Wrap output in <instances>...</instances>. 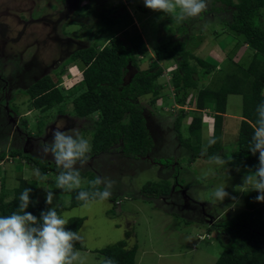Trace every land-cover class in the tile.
I'll list each match as a JSON object with an SVG mask.
<instances>
[{
	"label": "rangeland",
	"instance_id": "374dc122",
	"mask_svg": "<svg viewBox=\"0 0 264 264\" xmlns=\"http://www.w3.org/2000/svg\"><path fill=\"white\" fill-rule=\"evenodd\" d=\"M67 1L0 0V22L8 27L7 37L15 36V31L27 20L36 19L26 26L18 42H8L0 36V154L18 150L22 155L55 164L51 155L45 156L40 148L51 140L52 130L57 127L69 131V134L71 129L79 128L92 146L99 112L85 118L73 114L72 99L85 90V84L82 80L84 65L78 59L70 61V55L77 49L101 47L100 36L96 33L98 12L108 11L115 17L116 12L119 14L127 9L132 15L136 29L149 47L138 56V69L156 63L154 46L172 38H185L186 49L213 66L210 75L199 82L198 89L214 87L219 78L236 65L247 67L254 53L252 48L244 45L243 37L234 36L225 24L233 9L212 0H207V9L200 17L184 21L148 9L143 0H69L68 6ZM44 15L47 20L36 22ZM261 17L264 20L262 10ZM129 31L132 32L131 27ZM121 38L125 45L129 44L122 35ZM217 58H221L219 62ZM159 64L163 70L156 80L159 85L157 96L146 94L137 99L144 107L146 129L153 142L151 151L146 157L130 158L121 152L120 141L108 151L89 153L88 162L81 171L89 172L95 178L114 181L112 195L104 202L88 207H83L82 203L61 212L67 220L83 218L77 232L83 237L81 244L85 250L79 251L82 256L93 260V264H97L94 256L102 259L96 250L119 240H125L127 247L137 244L136 264H213L222 250L216 231L209 234L199 215L180 207L186 201L190 206L194 202L205 205L214 202L210 214L215 216V212L224 210L221 220L229 219L233 214L227 210L232 200L230 197L239 192L236 187L242 184V178L249 170L239 168L228 174L225 163L217 166L209 160L203 149L212 140L213 103L205 105L197 90H192L185 102L178 104L171 82L175 61ZM66 65L69 67L65 68ZM136 70L129 68L124 76L125 83ZM44 75L52 77L64 100L42 111L32 106L31 98L24 90ZM234 104L230 109L237 108ZM179 115L181 137L190 141L194 140L189 131L192 118L200 119V151L194 160H191L193 155L189 149L180 146L177 140L173 122ZM222 124L220 143L223 152H227L236 143L238 122L225 119ZM166 160L171 161L170 165L163 163ZM209 170L210 174L205 176ZM22 175L29 180V186L40 191L43 189L41 193H45L48 187L56 188L58 174L48 172L45 174L48 179L40 181L36 170L25 161L8 158L0 162V194L3 192L5 199L11 196L13 186L18 185L17 178ZM86 183L87 177L82 179L81 187ZM159 185L164 189L161 194L157 192ZM219 186L225 187L230 194L223 203L215 201L212 196L213 190ZM98 187L103 190L104 185ZM183 190L190 201L182 194ZM252 192L249 191L250 197ZM57 195H64L66 203L54 197L51 206H68L70 195ZM259 206L264 210V203L259 202ZM242 210L244 205L239 211L236 209L237 212ZM131 229L134 237L126 238L125 232ZM224 231L225 228L219 230V237L223 240L226 239Z\"/></svg>",
	"mask_w": 264,
	"mask_h": 264
},
{
	"label": "trees",
	"instance_id": "16d2710c",
	"mask_svg": "<svg viewBox=\"0 0 264 264\" xmlns=\"http://www.w3.org/2000/svg\"><path fill=\"white\" fill-rule=\"evenodd\" d=\"M212 1L233 9L230 20L225 24L234 36H242L243 43L252 48L254 53L247 68L236 65L233 70L225 72L214 87L206 86L201 89H198L199 82L210 75L213 66L187 50L185 38H172L154 46L153 54L156 63L146 69H138V56L144 54L147 47L136 29L132 15L127 9L119 14L116 12L115 17L108 11L97 13L99 21L96 33L98 36L106 35L108 43L99 50L95 46L77 49L70 56V61L78 59L84 65L82 80L85 84V90L72 99L73 114L78 117H87L94 112H99V119L96 121L93 132L91 155L108 151L120 141L122 142L121 152L127 157L139 158L149 154L153 142L146 129L144 107L137 102V99L146 94H151L154 98L157 96L159 85L156 80L163 70L159 62L174 60L171 82L176 102L182 105L189 92L197 90L199 98H203L208 104L213 103L212 140L214 143L207 147V155L209 157L218 155L231 167L255 170L259 154L253 155L249 148L253 125L257 118L256 108L264 101V20L261 17L264 0ZM129 27L132 28L131 33ZM121 35L129 44H124ZM130 67L137 70L125 83L124 76ZM24 93L31 98L32 106L42 111L64 100L56 82L49 75H44L30 84ZM228 94L241 96L242 118L236 143L230 147V150L223 152L220 143L221 128ZM180 120L181 115L177 116L173 122L177 140L180 146L189 149L193 155L191 160H194L200 151V119L192 118L189 125L193 141L181 137ZM8 158L25 161L29 167L39 170L41 175L59 172L56 164L44 162L26 154L22 155L18 150H9L7 154H0V162ZM163 163L170 165L171 161L166 160ZM86 177L87 183L81 189L92 190L89 182L95 179V176L81 171V179ZM16 181L18 185L13 186L9 198L5 199L3 192L0 194V215H9L18 208L19 196L26 188L31 189V203L26 211L39 218L41 211L52 207L46 204V200L38 199L36 187L29 186L27 178L20 176ZM49 190L62 194L57 188ZM79 190L63 192L70 195V201L68 206L58 204V212L61 213L83 203L76 199ZM163 191L164 189L159 185L158 194ZM236 195L242 197L244 210L232 214L226 220L213 217L210 223L201 222L206 224L209 234L212 230L216 231L218 236L216 239L222 247L213 264H264V210L255 200L258 193L253 191L252 197L249 192H237ZM68 221L67 228L77 231L83 218L72 217ZM224 228L225 240L219 237V230L222 231ZM132 233V229L125 232L126 238L134 237ZM75 247L77 250H85L80 242H77ZM96 251L102 255V260L97 264H104L105 259H111L114 264H136L137 244L127 247L125 240H119L115 244Z\"/></svg>",
	"mask_w": 264,
	"mask_h": 264
},
{
	"label": "clouds",
	"instance_id": "9594fccd",
	"mask_svg": "<svg viewBox=\"0 0 264 264\" xmlns=\"http://www.w3.org/2000/svg\"><path fill=\"white\" fill-rule=\"evenodd\" d=\"M143 3L152 11L162 12L179 21L200 17L208 6L207 0H143ZM256 116L249 151L253 155L259 154L258 164L254 171L249 169L243 176L242 184L236 187V191H255L258 193L255 200L264 203V101L257 105ZM70 133L59 127L54 128L51 140L40 148L45 156L51 155L59 170L55 178L56 188L62 193L80 189L76 199L83 202V207L108 200L114 181L97 177L89 182L92 190L81 189V169L88 162L91 145L81 135L79 128L71 129ZM213 143L214 140L210 139L207 147ZM207 147L203 149L204 153ZM209 160L217 166L225 163L218 155L209 157ZM36 177L40 181L48 179L39 170ZM102 184L103 190L98 187ZM225 189L223 186L216 187L212 193L213 199L223 203L230 196ZM30 192V188L24 189L19 196L18 208L9 215H0V264H84L81 252L75 247L77 242H83V237L67 228L69 221L58 212V206L41 211L39 218L26 211L31 203ZM230 198L234 202L237 200L235 196ZM53 200V191L47 190L46 204L53 205ZM104 264L114 262L105 259Z\"/></svg>",
	"mask_w": 264,
	"mask_h": 264
},
{
	"label": "crops",
	"instance_id": "0c3cea01",
	"mask_svg": "<svg viewBox=\"0 0 264 264\" xmlns=\"http://www.w3.org/2000/svg\"><path fill=\"white\" fill-rule=\"evenodd\" d=\"M31 1H39V0H31ZM42 1V0H41ZM264 9V8H263ZM262 9V16H264V10ZM45 16V15H44ZM43 16V17H44ZM34 21H32L31 22V24L33 23ZM29 25V24H28ZM105 35H101L100 37H99V41L100 42H102V45H101V47H97V49L99 50V49H101L103 46H105L107 43H108V39H107V37L105 36ZM23 37V36H22ZM102 38H104V40H102ZM20 40V39H19ZM18 40V41H19ZM102 40V41H101ZM18 41H16V42H18ZM100 42H97V44H99L100 45ZM146 44V43H145ZM244 45H246V44H244ZM146 47L147 48H149L148 47V44H146ZM241 47V46H240ZM237 52V51H236ZM209 56H212V55H210L209 54ZM219 57V56H218ZM155 59V58H154ZM221 58H217V61L219 62V60H220ZM241 66V65H240ZM66 67H69V65H66L65 66V68ZM242 67V66H241ZM243 68H247V67H243ZM204 101V100H203ZM205 103V105H208V103H206V102H204ZM233 103H235L234 104V106L235 107H237L235 110H232V109H230L231 108V106L233 105ZM210 104V103H209ZM232 111H234V112H232ZM213 113H214V111H212ZM82 118H85V117H82ZM229 119L230 121H233V120H235L236 122H238V128H239V123H240V120H241V96L239 95V94H228L227 95V98H226V106H225V112L223 113V117H222V121L223 120H225V119ZM229 123V122H228ZM222 126H223V124H222ZM236 128V127H235ZM222 129H224V128H221V136H222ZM228 130V129H227ZM226 133H227V131H226ZM237 133H238V130H237ZM236 133V134H237ZM224 136V135H223ZM237 141V135H236V140L234 141V142H236ZM12 159V158H11ZM4 161L2 160L1 161V163H3ZM226 164V163H225ZM227 165V168L228 167H230L228 164H226ZM226 168V170H228L229 172H228V174H232V172L234 173L235 171L234 170H236V171H238V169L239 168H241V167H230L229 169H227ZM246 169H250V168H246ZM251 170H253V169H251ZM254 171V170H253ZM31 173H33V172H31ZM22 177L23 178H26L24 175H22ZM47 190H49V187H48V189ZM41 192H43V189H42V191H40V190H37V193H38V199L39 200H46V192L45 193H41ZM184 192V193H183ZM40 193H41V198H40ZM182 193L185 195L186 193H185V190H183L182 191ZM43 194V195H42ZM60 196V195H59ZM56 193H54V197L55 198H59V200H60V202L61 203H66V199L63 197L62 199H60V197H59ZM61 196H64V195H61ZM235 197H237V200L234 202L233 200H230L229 201V205H228V207H227V210H229V211H231V212H233V214H235V213H237V211H236V209H238V211H239V209H241L242 208V205H244V202L242 201V199H241V197H240V195H235ZM189 198V197H188ZM190 199V198H189ZM63 200V201H62ZM202 203V202H201ZM212 203H214V202H212ZM212 203H207L208 205H205V203H204V205H205V207H206V212H208V213H211L212 211H211V206H212ZM68 204H69V202H68ZM209 204H210V207H209ZM61 206H66V205H61ZM177 207L179 208V205H177ZM181 209H182V207H180ZM244 209H245V207H244ZM210 210V211H209ZM236 211V212H235ZM224 212V210H221L220 212H215V216L213 215V214H211L214 218L216 217V218H221L222 217V215H221V213H223ZM166 213V212H165ZM169 215H172V213L171 214H169ZM175 216H178V215H175ZM200 221L201 222H203V223H206V221L203 219H201L200 218ZM208 223V222H207ZM83 258H84V261H89V264H93V260H91L90 258L88 259V257L86 256V255H84V256H82ZM95 258H94V260H96V262L97 263H99L102 259L100 258L99 259V256H94ZM95 262V261H94Z\"/></svg>",
	"mask_w": 264,
	"mask_h": 264
},
{
	"label": "flooded vegetation",
	"instance_id": "af4514ba",
	"mask_svg": "<svg viewBox=\"0 0 264 264\" xmlns=\"http://www.w3.org/2000/svg\"><path fill=\"white\" fill-rule=\"evenodd\" d=\"M69 1V0H68ZM67 10L69 9V7L68 8H66ZM46 17L44 16H42V17H40V18H38L37 19V21L36 22H43V21H45V20H47V19H45ZM33 20H36V19H31V20H27L26 22H24L21 26V28H19L18 30H16L15 31V36H6L7 35V33H8V27H7V25L5 24V23H2V22H0V36L2 37V39H4L5 41H8V42H16V41H18L19 39H21V37L24 35V32H25V29H26V26L28 25V24H30ZM53 23V22H52ZM67 49V48H66ZM71 56V55H70ZM144 157H146V156H144ZM183 194V193H182ZM184 195V194H183ZM184 197H185V195H184ZM187 200H189L190 201V199L189 198H186ZM194 202V201H193ZM184 203V206H181L183 209L185 208V209H187V210H190V211H192V213L194 214V215H199L200 216V218L203 220H205V221H207L208 223H210L212 220H213V216L210 214V213H208V212H206V207L204 206V203H202V205L200 204V202H194L193 204V206H190L189 205V203L186 201V202H183ZM199 206V208H196V206ZM195 206V207H194ZM210 217H211V219H210Z\"/></svg>",
	"mask_w": 264,
	"mask_h": 264
},
{
	"label": "water",
	"instance_id": "95a60500",
	"mask_svg": "<svg viewBox=\"0 0 264 264\" xmlns=\"http://www.w3.org/2000/svg\"><path fill=\"white\" fill-rule=\"evenodd\" d=\"M69 5L68 1H67V6ZM184 193V192H183ZM185 198H188L186 195H185ZM202 205V203H200ZM211 219V217H210ZM212 222V221H211Z\"/></svg>",
	"mask_w": 264,
	"mask_h": 264
}]
</instances>
